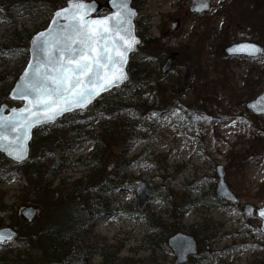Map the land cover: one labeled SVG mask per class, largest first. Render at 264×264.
Wrapping results in <instances>:
<instances>
[{
  "label": "rangeland",
  "instance_id": "rangeland-1",
  "mask_svg": "<svg viewBox=\"0 0 264 264\" xmlns=\"http://www.w3.org/2000/svg\"><path fill=\"white\" fill-rule=\"evenodd\" d=\"M136 2L142 6L139 31L149 42L131 56V81L79 112L85 141L53 181L55 188L61 179L70 186L82 178L93 189L88 196L96 192L103 204L104 214L79 231L71 264H100L107 246L115 248L114 264H169L174 257L165 253L162 239L173 226L162 221H168L171 206L173 216L179 215L174 226L178 223L199 242L198 257L190 264H264L262 221L246 219L244 213L247 204L264 207V115L247 107L264 91V55L251 59L225 53L235 42L264 45V0H212L210 12L189 16L184 13L191 0ZM53 12L35 8L18 20L19 29L33 30ZM175 19L180 23L168 33ZM6 26L0 19V37ZM174 50L180 57L165 75L166 54ZM185 63L195 76L180 95ZM21 67L19 56L0 54V95L11 82L8 76ZM211 71L229 83L217 87L212 82L213 94L206 84L213 81ZM79 160L88 164H76ZM219 166L236 202L217 194ZM139 180L155 189L141 208ZM22 187L14 174L2 178L5 205L24 206ZM65 213L53 223L67 221ZM40 216L46 225L52 221L48 216L54 217L43 207L34 222ZM4 220V226L22 223L17 214L13 221ZM92 244L98 246L87 248ZM0 264L49 263L19 234L0 248Z\"/></svg>",
  "mask_w": 264,
  "mask_h": 264
},
{
  "label": "trees",
  "instance_id": "trees-1",
  "mask_svg": "<svg viewBox=\"0 0 264 264\" xmlns=\"http://www.w3.org/2000/svg\"><path fill=\"white\" fill-rule=\"evenodd\" d=\"M67 0H0V19L6 22L5 33L0 37V54L9 55L13 58H21L22 67L12 72L8 76L10 83L6 85V92L0 95V105L2 103L15 104L8 99V93L13 83L17 79L21 70L28 61V44L30 37L38 30L45 28L50 20V16L43 23L35 25L33 30L19 29V19L31 15L35 8L48 7L51 10L63 6ZM105 2L106 0H99ZM108 10L107 7L103 11ZM24 12V13H23ZM228 22H231L228 20ZM149 42L146 39L143 46ZM208 71H205L207 74ZM212 80H207L209 92L213 94L211 84L217 87L224 83L225 75L210 72ZM204 74V75H205ZM204 75L202 77H204ZM65 126V128H62ZM84 126L81 122L79 112L66 115L53 125L37 128L34 131L31 143V155L22 164L14 163L0 153V181L8 174H14L23 183L20 201L25 206L35 205L43 211L53 212L54 217L48 216L47 221L29 222L21 217L22 223L16 224L19 234L28 237L31 243L36 246L46 258L49 264H71L70 259L76 250V243L79 241V231L92 227L96 221L104 214L102 200L98 197H89L93 189L83 184V179L79 178L67 186L62 183V179L53 188V181L58 177L60 171L67 167L74 154L79 151L84 143L81 138L84 133ZM76 164H88L77 161ZM3 196L0 195V227L4 225L5 218L14 220L18 210L11 205H5ZM55 210L57 213H55ZM65 213L67 221L53 223L55 216ZM55 213V214H54ZM98 246L92 244L91 248ZM103 248V246L101 247ZM86 252V251H85ZM115 248L107 246L100 264H114ZM116 255V254H115Z\"/></svg>",
  "mask_w": 264,
  "mask_h": 264
},
{
  "label": "snow or ice",
  "instance_id": "snow-or-ice-1",
  "mask_svg": "<svg viewBox=\"0 0 264 264\" xmlns=\"http://www.w3.org/2000/svg\"><path fill=\"white\" fill-rule=\"evenodd\" d=\"M70 4L71 7H65L55 14L56 17L66 14L63 19L67 23L60 24L58 20H53L52 23L59 27L40 33L33 41L36 63L29 64L31 71L24 72L22 82L16 85L14 92L15 97L27 101L24 108L14 110L20 113L19 118H13L5 125L4 117L0 115V148L4 146L5 130L17 132L10 143L17 150L14 159L18 161L25 158L22 141L29 128L54 122L57 114L73 108L87 107L92 98L100 94L96 91L98 87L106 90L101 82L113 75L117 66H123L125 53L134 50L131 44L135 39L131 33L134 13L128 8L126 0H113L117 8L114 16L98 19H89V5L84 0H70ZM204 6L207 7V4ZM109 35L112 36L111 40L108 39ZM238 47L251 49L249 56L264 55V50L254 44H241ZM65 55L68 59L62 62L61 57ZM126 78V74L114 77L112 86H118ZM61 101L65 105L62 109ZM41 112H51L52 115L42 117L39 115ZM260 215L264 217V210ZM7 238L10 239V235ZM4 239L5 236L0 234V243Z\"/></svg>",
  "mask_w": 264,
  "mask_h": 264
},
{
  "label": "water",
  "instance_id": "water-1",
  "mask_svg": "<svg viewBox=\"0 0 264 264\" xmlns=\"http://www.w3.org/2000/svg\"><path fill=\"white\" fill-rule=\"evenodd\" d=\"M84 2L87 5H89V9H90L89 19L112 17L117 12V8L114 7V5H113V0H107L105 3H103L99 0H84ZM126 3L128 5V8L131 9L132 12L134 13V15L131 17V33H132V36H134V38H135L134 40L131 41V44L134 46V50L125 53L123 66L122 67L117 66L113 70V75H109L107 80L101 82L102 87L106 88V90H101V88L98 87L96 89V91H98L100 94L95 96L94 98H92L91 103L85 108H82V109L81 108H73L71 111H65V112H62V114H57L54 122L36 124V125H33L31 128H29L27 131V134L24 136V139L22 141V147L24 149V154H25V158L23 160L18 161L16 159H14L15 155H17V150L10 143V141L17 134V132H13L12 130H5V133H4L5 139L3 140L4 146L2 148H0V153L3 154L7 159H9L15 163H18V164L24 163L30 157L31 142L33 140V134H34V130L36 128H40V127H43L46 125L54 124L58 120H60L61 118H63L64 116H66L68 114H72V113H75L77 111H83V110L88 109L99 98H101L102 96H104L107 93H110L113 89L121 87L122 85H124L128 81V79H129L128 66L130 63L131 56L138 51L139 47L143 43V39L141 36H139L137 34V30H136L135 20L138 16V10L132 5L133 0H126ZM205 3L207 4V7L204 6ZM65 7H71L70 0H67L63 6L57 8L52 13V16H51V18H50V20H49V22L45 28L35 32L30 37L29 44H28V61L25 65L24 69L21 71L18 78L14 82L12 89L8 93V99L15 102L16 104L15 105H9L8 103L5 102V103H2L0 105V115H2L4 117L5 125H7V123L10 120H12L13 118L18 119L20 116V113L18 111H14V110L24 108L27 104V101H24V100H21V99L15 97L14 92H15L16 85L20 84L22 82L24 72L25 71H31L28 68L29 64L30 63H36V59L34 58L33 41L37 38V36L40 33H47L50 28L51 29H57L59 27V25H54L52 23L53 20H58L60 24L67 23V21L63 19V17L66 14L62 13L61 17H56V15H55L57 11L65 8ZM105 7H107V9H108V12H106V13L102 12ZM212 9H213L212 0H191V4L189 7L190 13L197 14V15L208 13ZM83 13H84V10L82 9L81 14H83ZM175 24H176V22H174L172 24V27H174ZM108 39L111 40L112 36L109 35ZM136 41H139V42L136 43ZM121 43H123V42H121ZM241 44H254L258 48L264 50V47L257 42L240 41V42H235V43L228 45L225 48V53L230 57L256 58L258 56H261L260 54H257L254 57L249 56L248 53L251 51V49H241L238 47ZM177 55H178V53L174 52L170 56V58L167 60V62L165 64V67H164L165 69H167L171 66V64L175 61ZM67 59H68V57L66 55L61 57L62 62L67 60ZM41 70H43V64H41ZM124 74H126L127 78L125 80H123V82L120 83L118 86H112L113 78L114 77H121ZM193 77H194V75H193L190 64H186V72L183 76V86L180 90L181 94H184L186 92V90L190 87L191 82L193 80ZM64 106L65 105H64L63 101H61L60 102V108L62 109ZM29 107H31V106L29 105ZM247 107L250 110H252V112L256 115H264V91L262 93H260L255 99L249 101L247 103ZM24 115H28V113H25ZM39 115H41L42 117L45 115L50 116V115H52V113L51 112H47V113L41 112V113H39ZM19 134L24 135L23 132H19ZM225 174L226 173H225L224 168L222 166H219V168H218L217 194L221 197L228 199V200L236 202L238 200V198H237L236 194L231 190L228 182L226 181ZM153 191H154V188L148 186L144 181H138L137 194H138L139 207H142L146 203L150 194ZM262 210H264V207H256V206H253L251 204H247L244 207V213H245L246 219H250V218L254 217L255 213H256L257 217L261 218V220H262L261 230L264 232V217H261V215H260V212ZM37 214L38 215L40 214V209L33 207V206H23L19 210V216H23L24 218L28 219L29 221H31ZM0 234H3L5 236L4 242L0 243V247H1V245L5 244V243L13 241L18 236L17 230L11 224H7L6 226L0 227ZM8 235H10V237H11L10 239L7 238ZM170 244L175 249L176 255L178 256L180 262L186 261L187 257L190 254H193L196 252V241L190 235H186L183 233H177V234L173 235L172 237H170Z\"/></svg>",
  "mask_w": 264,
  "mask_h": 264
},
{
  "label": "flooded vegetation",
  "instance_id": "flooded-vegetation-1",
  "mask_svg": "<svg viewBox=\"0 0 264 264\" xmlns=\"http://www.w3.org/2000/svg\"><path fill=\"white\" fill-rule=\"evenodd\" d=\"M190 4H191V3H190ZM132 5L138 10V16H137V18H136V20H135V22H136V30H137L138 35L141 36V37L143 38V40H144V41H143V44H144L145 40H146V39H149V38H148L145 34H143V33H141V32L139 31V23H138V19H139L140 13L142 12V6H141V7L137 6V2H136V0H133V4H132ZM189 7H190V5H189ZM189 7H188V10L185 11L184 16L194 15V14L190 13ZM195 15H196V14H195ZM174 22H176V24H175L174 27H172V24H173ZM179 23H180V19H175L172 23H170V26L168 27V33H173V32L175 31V29L178 27ZM141 48H142V47H141ZM174 52H177V53H178V55L176 56L175 61L171 64V66H170L169 68L165 69L164 67H165V64H166L167 60L170 58V56H171ZM180 54H181V53H180V51H178V50H174V51H170V52L168 51V52H167V54H166V56H167V57H166V61H165L164 65L162 66V72H163L165 75L169 74L170 69L172 68V66L174 65V63L177 62L178 58L180 57ZM186 64H188V63H185V71H186ZM190 66H191V65H190ZM128 67H129V66H128ZM191 69H192V66H191ZM128 72H129V71H128ZM192 72H193V75L195 76L193 69H192ZM183 75H184V74H183ZM130 81H131V78H130V74H129V79H128V81H127L124 85H122L121 87H118V88L113 89L112 92L120 91V89H122L123 87H125V86L127 85V83L130 82ZM182 81H183V77H182ZM193 81H194V77H193V80H192V82H191L190 87H189L187 90H189V89L191 88ZM182 85H183V84H182ZM181 88H182V86H181ZM181 88H180V90H181ZM180 90H179V92H178L180 95H185L186 92H187V90H186V92H185L184 94H181V93H180ZM154 193H155V189H154V192L151 194V196H152ZM220 197H221V196H220ZM149 199H150V198H149ZM149 199H148V201H149ZM225 199H226V198H225ZM147 203H148V202H147ZM140 208H141V207H140ZM173 208H174V207L171 206V207H169V208L167 209L168 218H169L168 221H167L166 219H165L166 222L162 221L163 219L160 220V221H162V224H168V223L170 222L171 225L173 226L172 231L169 232V233H167V234H165L164 237H163V239H162V242H163L164 244H167V247H168V249L165 251V253H166V252H169V253H172V254H173L174 259H173L169 264H190L192 259L198 257V253H199V242H198V239H197L193 234L181 230V229H182V226L179 227V226L177 225L178 223L174 226V220H175V219H178V218H179V215H175V216H173V213H174V214H177L176 211H175V212L172 211ZM170 209H171V211H170ZM180 217H181V215H180ZM148 230H149V229H148ZM177 233H183V234H186V235H190V236H192V237L194 238V240L196 241V252L193 253V254H190V255L187 257V260L184 261V262H180V261H179V258H178V256L176 255L175 249H174L173 246L170 244V237H172L173 235H175V234H177ZM163 252H164V250H163Z\"/></svg>",
  "mask_w": 264,
  "mask_h": 264
}]
</instances>
